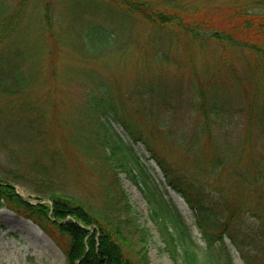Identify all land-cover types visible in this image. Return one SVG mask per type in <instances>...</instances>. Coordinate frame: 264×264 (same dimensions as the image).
Returning a JSON list of instances; mask_svg holds the SVG:
<instances>
[{
  "label": "trees",
  "instance_id": "16d2710c",
  "mask_svg": "<svg viewBox=\"0 0 264 264\" xmlns=\"http://www.w3.org/2000/svg\"><path fill=\"white\" fill-rule=\"evenodd\" d=\"M214 1L82 0L66 9L0 0V149L25 139L32 155L0 177V207L53 228L65 264H150V233L129 212L120 172L146 198L174 264H234L231 248L244 264H264V0ZM122 26L135 48L114 92L104 83L114 71L96 51ZM75 108L79 125L67 119ZM137 143L193 211L203 245L149 178ZM25 164L64 180L40 196L49 203L11 185L28 176ZM80 176L85 197L70 187Z\"/></svg>",
  "mask_w": 264,
  "mask_h": 264
},
{
  "label": "rangeland",
  "instance_id": "374dc122",
  "mask_svg": "<svg viewBox=\"0 0 264 264\" xmlns=\"http://www.w3.org/2000/svg\"><path fill=\"white\" fill-rule=\"evenodd\" d=\"M57 1H63V4L67 9L73 1L82 0ZM185 1L186 0H184V2ZM238 1L242 0H217L214 2L219 4H234ZM116 32L118 38L115 42H113V44H106V47L100 48L96 51L98 53V62L102 63L101 65L108 66L112 69V71H114L113 75L108 76L107 83L104 81L107 87L108 84L113 87L114 92L117 91V83H113L112 81H117V77H121L118 70L125 69L122 66V63H126V61L130 59L132 54L131 52L135 48L134 44L125 42L128 35H134L133 32V34L131 33L129 28H124L123 26L122 28L117 27ZM120 82H124V76L121 77ZM1 100L2 98L0 97V102ZM83 116L84 115L75 108L67 114V119L72 121L73 125H79V121ZM8 144H10L11 148L15 151L11 152L9 149H0V177L8 175L11 172L9 167H13L16 162L27 163L32 157V155L27 151L29 146L26 144L25 139L22 141H10ZM136 147L140 150L141 155L144 156L142 157L143 160L140 162L145 166L147 173L150 175L149 178H151V181H153L156 185L158 184L159 188L165 191V197L163 198L171 202L175 208H177L184 223L190 228L191 239H193L197 244L203 245L204 242L201 238L200 232L194 225L193 211L189 208L185 200L180 197L181 195L172 190L169 186H166L161 170L157 167L154 160L148 158L149 154L143 145L141 143H137ZM0 148L2 147L0 146ZM16 151H23V157H18L15 153ZM58 164L59 162L57 163L55 169H57ZM22 167L28 176L15 183H11V185L13 184L18 195L26 200H29L33 204L44 192H49L54 189L60 190L63 186L64 180L58 175L55 176L49 172H45L40 167H38L39 169L29 168L27 164L22 165ZM119 177L128 197L130 214L135 217L137 223L146 227L150 233L147 240L150 264H174L170 254L164 248V244L160 239L158 231L155 230L156 227L151 220V210L149 209L150 206L146 198L140 189H138V186L134 184L131 179H129L127 173L120 172ZM80 179L81 182L78 181L76 184H71L70 187L78 192V195L85 197L87 196V192L85 191V186L83 184V182H85V178L80 176ZM160 200L157 196L152 198L154 209L160 208ZM39 201H41V203H49V200L43 198H40ZM168 229L175 232L173 223H169ZM49 230L51 234L45 232L31 220L24 218L23 216H19L8 208L3 206L2 208L0 207V264H65L64 253L59 245L60 242H63L64 240L55 235L56 231L53 228L49 227ZM231 253L234 264H244L234 248H231Z\"/></svg>",
  "mask_w": 264,
  "mask_h": 264
}]
</instances>
